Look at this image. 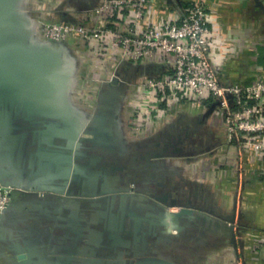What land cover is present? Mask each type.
<instances>
[{
	"label": "crops",
	"instance_id": "0c3cea01",
	"mask_svg": "<svg viewBox=\"0 0 264 264\" xmlns=\"http://www.w3.org/2000/svg\"><path fill=\"white\" fill-rule=\"evenodd\" d=\"M105 1L46 0L39 11L76 21ZM186 1L151 0L142 27L176 19ZM14 2L0 0V176L20 189L0 218V264H264V176L256 159L238 166L217 108L186 103L132 137L135 98L169 63L116 53L109 69L94 66L83 42L37 36ZM210 3L213 58L249 84L264 72V0ZM123 12L134 19L133 6ZM161 200L192 210L178 234L162 225Z\"/></svg>",
	"mask_w": 264,
	"mask_h": 264
},
{
	"label": "built area",
	"instance_id": "2783aa9c",
	"mask_svg": "<svg viewBox=\"0 0 264 264\" xmlns=\"http://www.w3.org/2000/svg\"><path fill=\"white\" fill-rule=\"evenodd\" d=\"M150 3L151 0H106L86 11L82 25L56 24L48 29L49 37L54 42L75 38L87 44L105 69L111 67L116 53L129 61L147 62L162 57L171 70L146 78L135 98L128 125L130 135H150L173 120L186 103L211 104L219 112L220 131L230 150H234L238 166L245 159H256L264 176V72L244 84L229 78L215 62L216 36L210 0H187L176 19L158 28L144 29L141 22L147 17ZM132 6L134 19L128 20L123 9ZM18 190L0 181L1 212L10 208ZM162 207L170 213L163 225L170 234H178V215L184 208Z\"/></svg>",
	"mask_w": 264,
	"mask_h": 264
},
{
	"label": "rangeland",
	"instance_id": "374dc122",
	"mask_svg": "<svg viewBox=\"0 0 264 264\" xmlns=\"http://www.w3.org/2000/svg\"><path fill=\"white\" fill-rule=\"evenodd\" d=\"M46 0H44L45 2ZM44 2L40 1V0H15L14 4H13V8L14 11H17L18 13H23L26 17H30L34 20V22L37 23V32L36 35L37 36H42L44 38L45 41L51 43V44H60L63 46H68V44L72 43V39H70L69 41H62V42H54V40H52L49 37V33H48V29H51L54 27V25L58 24V25H63V24H83V13H85L83 10H80L75 14L78 15V19H76V21L74 20H70L68 21L67 19H65V17L63 16H59L58 14H56L54 16V10H50V11H46L44 9H42L41 11H39V6H41L40 4H44ZM26 3L29 4H33L32 6L34 7L33 10L31 11L29 8L28 10L26 9L25 11L22 9L23 6H25ZM36 7V8H35ZM54 7V6H53ZM85 50L87 51L85 54L87 55V58L91 59L92 65L94 66H100L99 62L96 59V56L94 54V52H90L91 49L90 47L87 46V44H85ZM71 47V46H70ZM83 73V72H82ZM106 77V76H105ZM81 79H84V84L86 85L85 87H88L89 82L90 81H94L95 79L92 78L91 76V71L86 70L84 71V73L81 75ZM93 79V80H92ZM96 81V80H95ZM98 81V80H97ZM164 226V225H163ZM165 227V226H164ZM166 228V227H165ZM167 229V228H166ZM127 247V246H124Z\"/></svg>",
	"mask_w": 264,
	"mask_h": 264
},
{
	"label": "water",
	"instance_id": "95a60500",
	"mask_svg": "<svg viewBox=\"0 0 264 264\" xmlns=\"http://www.w3.org/2000/svg\"><path fill=\"white\" fill-rule=\"evenodd\" d=\"M90 8H87L86 10H84V11H87V10H89ZM57 45H60V44H57ZM111 83L112 84H117L118 83V80H117V78H113V80L111 81ZM0 181L4 184V185H6V186H11V187H14V188H16V189H20L18 186H15V185H10V184H7L5 181H4V178L2 177V176H0ZM162 201V206L164 205V206H170V207H178L179 205H177V204H168V203H164V202H166L165 200H161ZM179 207H183L184 209L179 213V215H178V217H179V219H180V221H181V218L185 215V214H189L190 212H192V210L190 209V208H188V207H186V206H179ZM163 208V207H162ZM164 209V208H163ZM165 210V209H164ZM7 211H5V212H1L0 211V218H2L3 216H4V214L6 213ZM168 212V211H167ZM170 217V213L168 212V218ZM167 218V219H168ZM166 219V220H167ZM165 220V221H166ZM164 221V222H165ZM163 222V223H164ZM163 223H162V225H163ZM169 232V231H168Z\"/></svg>",
	"mask_w": 264,
	"mask_h": 264
}]
</instances>
